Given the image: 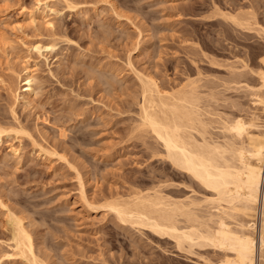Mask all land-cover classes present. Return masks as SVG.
<instances>
[{"label": "rangeland", "instance_id": "obj_1", "mask_svg": "<svg viewBox=\"0 0 264 264\" xmlns=\"http://www.w3.org/2000/svg\"><path fill=\"white\" fill-rule=\"evenodd\" d=\"M262 61L264 0H0V264H31L14 250V218L40 264H235L232 252L121 222L110 205L184 203L187 213L170 214L180 229L213 231L217 196L173 165L145 125V110L173 115L144 102L143 83L183 106L193 143L250 147L225 126L264 127ZM256 215L226 222L260 223Z\"/></svg>", "mask_w": 264, "mask_h": 264}, {"label": "bare ground", "instance_id": "obj_2", "mask_svg": "<svg viewBox=\"0 0 264 264\" xmlns=\"http://www.w3.org/2000/svg\"><path fill=\"white\" fill-rule=\"evenodd\" d=\"M30 14L29 16L31 21L36 23L37 20H39L37 19L39 16L36 17L34 15L36 13L33 14V12L32 15ZM234 18L236 19L238 17ZM234 18L231 16V20L233 19L232 21H235L236 23L237 20ZM240 23L239 25H243V23ZM1 41H3V39ZM36 49L38 51L43 49L48 52L52 50V47L38 46ZM262 62L264 63V61ZM23 71L25 75V95L27 99L30 100L34 95L35 78L33 77L30 68L26 67ZM258 75L261 81L260 88L264 89V71H261ZM153 81L150 79L146 83H143L145 86V89L143 88L144 102L147 103L148 106L150 104V106L153 108L164 107L165 110L170 109L169 111L171 112V115H173V119H167L168 117L166 118L165 114L163 119L162 117L160 118L158 114L145 110L143 121L145 125L148 126L154 133L157 140L161 141L163 147L165 148L166 156L171 160L173 165L182 171L189 173L203 186L215 192L217 199L212 201L217 203L216 206H214L215 210L217 211V214L215 215L217 217V221H215L216 227L213 231H210L209 229V231H200V229H198L199 227L180 229L171 217L173 216L174 218L175 214L183 215L186 212L185 210L188 208L187 204L185 205L184 203L170 202L164 198H157L154 200H150L151 198H149V200H145L146 203L145 201L140 202L143 205H140V203L138 205L136 204V208L133 205V207L130 208L128 206V208L126 206L123 208L120 205L117 206L118 204L115 206L110 205L112 206L110 208L117 214L121 222L130 220V222H136L137 225L139 224V226L146 225L153 232L159 235L173 237L177 241L178 245H180L183 241L193 243L194 241H201L200 243H206L224 252H232L235 256V261H232H234L235 264H264V166H261V161L264 158V132L261 131H264L262 130L264 127H258L261 129L259 130L260 132L258 134H251L248 132V126L243 123L242 119L225 126V129L228 132L232 134L234 133L233 139L236 138L243 140L244 137H247L250 147L244 146L243 143L237 145L234 142H231V145L226 146L219 145L217 143L212 145L209 144V142L206 141L207 139L205 140L204 138L203 143L201 144L193 143L190 141L192 140L191 137H185L186 134L183 130L184 127L180 123L185 116L189 115H187L184 110L181 112L183 106L181 108L177 107V103V105H172L169 107V105H167L168 103H165L166 98H164L165 102L162 100L164 95L158 89L156 82ZM0 83L3 84L4 81H1L0 79ZM154 94L160 98L158 102L156 101L157 97L154 99ZM19 98L20 96H18V100H20ZM180 100L185 102V98ZM175 101L177 102V100ZM257 102L258 104H261L264 109V95L262 97L260 96ZM145 109H147V107H145ZM186 119L187 117L185 120ZM187 120V125H189L188 122H190L189 120L192 119ZM182 123H185V121ZM183 125L185 126V124ZM250 125L255 127V124H251V122ZM192 127L194 128V126ZM5 132L6 130L0 127V143L3 141L4 136L8 135L5 134ZM227 153L231 154L229 159L226 157ZM248 158L249 160L254 159L256 163H249V160H247ZM147 202L149 204H147ZM223 203L225 204V207L223 206ZM139 205L142 207H139ZM165 208L172 209L168 210ZM190 208L191 207H189L187 210H190ZM156 213H158L159 216L156 217L154 215ZM170 214L174 215L171 216ZM234 214H242L247 218H254V216L257 214L261 215L262 219L260 223L254 222L253 219H250L246 222H240L235 225L236 228L234 229L226 222L227 218L233 219ZM254 219L257 220L256 217ZM208 220H212V217ZM13 222L15 230L12 240L15 244L14 250L18 251L17 255H20L22 258L30 261L31 264H40L36 257L33 258L35 254L32 249V239L30 234L24 228L25 226L23 225V220L21 218H14ZM202 224L203 223L199 225ZM207 224H204L203 226L208 227ZM8 257L11 258L13 255H8Z\"/></svg>", "mask_w": 264, "mask_h": 264}]
</instances>
